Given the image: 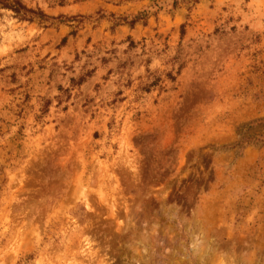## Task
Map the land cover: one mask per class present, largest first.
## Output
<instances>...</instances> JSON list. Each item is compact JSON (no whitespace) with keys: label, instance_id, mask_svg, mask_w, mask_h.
<instances>
[{"label":"rangeland","instance_id":"rangeland-1","mask_svg":"<svg viewBox=\"0 0 264 264\" xmlns=\"http://www.w3.org/2000/svg\"><path fill=\"white\" fill-rule=\"evenodd\" d=\"M14 1L0 264H264V0Z\"/></svg>","mask_w":264,"mask_h":264},{"label":"trees","instance_id":"trees-1","mask_svg":"<svg viewBox=\"0 0 264 264\" xmlns=\"http://www.w3.org/2000/svg\"><path fill=\"white\" fill-rule=\"evenodd\" d=\"M3 1L4 0H0V4H2L3 8L10 10L17 15H20V17L23 19L31 20L35 17L36 14L38 15V16L37 15L36 16L39 20L47 19L46 16H44L42 14H39L36 12H35L36 13L35 14L32 10H28V9L24 8V6H22V4L18 1H14L13 5L7 4L6 2H4V4H3ZM133 21H135V20H133Z\"/></svg>","mask_w":264,"mask_h":264}]
</instances>
